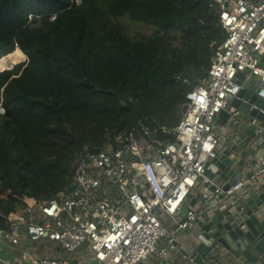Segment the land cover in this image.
Returning a JSON list of instances; mask_svg holds the SVG:
<instances>
[{
	"label": "trees",
	"instance_id": "16d2710c",
	"mask_svg": "<svg viewBox=\"0 0 264 264\" xmlns=\"http://www.w3.org/2000/svg\"><path fill=\"white\" fill-rule=\"evenodd\" d=\"M220 11L215 0H0V229L26 198L65 191L109 135L173 139L227 36ZM124 17L158 30L131 36Z\"/></svg>",
	"mask_w": 264,
	"mask_h": 264
},
{
	"label": "built area",
	"instance_id": "2783aa9c",
	"mask_svg": "<svg viewBox=\"0 0 264 264\" xmlns=\"http://www.w3.org/2000/svg\"><path fill=\"white\" fill-rule=\"evenodd\" d=\"M215 1L221 5L227 36L215 49L209 75L188 92L187 110L173 129V139L123 131L96 146V154L85 149L77 159L73 190L42 204L26 198L27 207L10 217L8 228L0 229V264H143L176 251L179 235L197 229V221L207 214L229 209L243 191L251 194L246 189L264 174L262 151L244 160V177L234 189L224 190V183L204 173L207 162L218 156L223 138L241 141L230 127L238 124L239 116L230 99L247 87L250 76L264 83V0H228L226 7L225 0ZM226 110L231 117L222 124L218 117ZM256 134L263 146L264 124ZM199 184L205 185L203 197L210 200V211L187 206ZM258 187L262 190L264 184ZM182 246L184 258L193 264L190 242ZM45 248L53 255H42ZM81 250L86 260L63 255ZM218 253L220 249L210 255ZM205 264L221 263L205 259Z\"/></svg>",
	"mask_w": 264,
	"mask_h": 264
},
{
	"label": "water",
	"instance_id": "95a60500",
	"mask_svg": "<svg viewBox=\"0 0 264 264\" xmlns=\"http://www.w3.org/2000/svg\"><path fill=\"white\" fill-rule=\"evenodd\" d=\"M227 5L228 0H225L224 7ZM262 64L264 65V56ZM251 81L252 88L245 87L230 99V106L239 112V132L246 127L249 137L246 140L241 139L239 144L232 143L228 146L222 143L218 156L207 162L204 173L209 179L224 183V190L234 189L243 179L246 152L240 154L238 149L242 145L246 147L250 139H257L256 129L258 125L264 124V83L253 77ZM182 110L186 112V104ZM230 117L229 111H222L218 122L226 124ZM250 118L258 119L260 122L251 121ZM169 131L172 133L173 129ZM98 151V147L91 149L92 154ZM125 157L127 158L128 155ZM75 186L76 180L73 179L65 188V192H70ZM206 186L211 190L215 188L210 183ZM191 197L192 194H189L188 198ZM196 201L197 199L193 198L191 205H195ZM207 204L210 206L211 202ZM182 211L186 212L187 208L183 207ZM21 221L16 220V222ZM197 224L198 228L193 231L197 246L192 253L196 262L205 264V259L213 250L225 248L229 253L238 257L243 256L253 264H264L262 260L264 258V189L249 195H241L229 209L219 213L213 211L207 214L204 220H198Z\"/></svg>",
	"mask_w": 264,
	"mask_h": 264
},
{
	"label": "crops",
	"instance_id": "0c3cea01",
	"mask_svg": "<svg viewBox=\"0 0 264 264\" xmlns=\"http://www.w3.org/2000/svg\"><path fill=\"white\" fill-rule=\"evenodd\" d=\"M255 78V77H253ZM256 79V78H255ZM246 86L252 88V84H251V76L247 78V82H246ZM247 130L248 128L244 127L243 131L239 132V129L237 128L236 130H234L233 133L238 134L239 138L242 140H246L249 135L247 134ZM250 143H248V145L246 147H244V145L240 146L238 149V152L240 154H243L244 152H246V156L244 158V160L247 158V156L253 152V151H262L264 152V145L262 146V144L259 142H257L258 139L252 138L250 139ZM224 141V142H223ZM222 143L230 146L232 145L231 142H229L228 139L223 138L222 139ZM222 146L219 145L218 146V150H220L219 148ZM256 185L250 186L249 189H246L251 191V193H255V190H261L260 187H258V184L263 183L264 184V174H260L258 177H256V179L254 180ZM255 186V187H254ZM205 188V185L199 184V186H197V188L194 189V192L192 193V197L189 198L187 206L191 205V200L193 198H196V204L195 205H191V206H195L198 207L200 209H205L207 210L209 207V205L207 204V202H210V200L205 199L203 197V190ZM236 193H240L239 190ZM244 191L241 192V195H243ZM226 210V209H224ZM222 209H216L215 211L222 212L224 211ZM210 211V210H207ZM212 213V212H211ZM191 234H188V233ZM184 241H188L190 242V250H188V252H194V249L197 246V241L193 236V231H191V229H188L186 231H184L181 235H179L178 237V243L180 244V246L177 248L176 251L171 252L168 256L163 257L161 255H155L152 258H150L149 260H147L145 263L143 264H189L187 262V260L184 258V254H186V252L183 249L182 244L184 243ZM77 253V254H76ZM73 254H69L68 256L65 255V253L63 254L64 257L66 258H70V259H77V260H86L87 258H85V253L82 252H76ZM209 255L206 259H213L216 260L218 262H220L221 264H253L250 261H248L247 258L243 257V256H235L231 253H229V251L225 248H221L220 249V253H218L217 256H213ZM264 262V258L262 259ZM193 264H200L198 262H194Z\"/></svg>",
	"mask_w": 264,
	"mask_h": 264
},
{
	"label": "rangeland",
	"instance_id": "374dc122",
	"mask_svg": "<svg viewBox=\"0 0 264 264\" xmlns=\"http://www.w3.org/2000/svg\"><path fill=\"white\" fill-rule=\"evenodd\" d=\"M121 22L125 25V26H128V33L131 35V36H134V35H137L136 33H144V34H152V33H155L158 28L157 26L155 25H152V24H146V23H142V22H135V21H132L130 20L129 18L127 17H124V18H121ZM13 56V54H10L9 56H6L2 62L5 61V66L7 68H10L12 67L13 65L17 64V63H13V62H10V64H7V62L9 63V60L10 58ZM27 60V56L25 57V59L23 61H26ZM21 61V62H23ZM20 63V62H18ZM252 83V81H251ZM243 117L245 118V116L243 115ZM249 120L251 121H254V122H260L258 119H255V118H250ZM230 127L232 128V130H236L238 128V124H230ZM29 199H33V198H29ZM35 200V199H34ZM34 204V203H32ZM50 250V251H48ZM48 251V252H46ZM52 249L50 248H45L43 250H41V254L42 255H53V252L51 253ZM80 253L83 252V250L79 251ZM77 254V253H76ZM66 256H68L69 254L68 253H65Z\"/></svg>",
	"mask_w": 264,
	"mask_h": 264
}]
</instances>
